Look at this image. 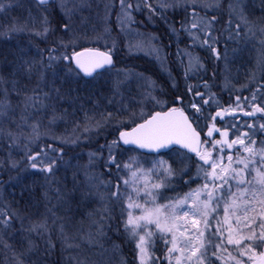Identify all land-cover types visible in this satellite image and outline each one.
Listing matches in <instances>:
<instances>
[{
  "label": "snow or ice",
  "instance_id": "6c2138e0",
  "mask_svg": "<svg viewBox=\"0 0 264 264\" xmlns=\"http://www.w3.org/2000/svg\"><path fill=\"white\" fill-rule=\"evenodd\" d=\"M84 2L32 0L35 15L29 8L26 16L0 23V40L12 41L20 36L29 37L30 44L33 38L46 44L51 40L46 49H38L39 59L28 58L29 49L20 48L14 59L6 62L11 67L0 66V146L7 143L9 149L8 158L0 160V168L43 174L47 201L45 214L30 220L27 226L17 210L0 204V264H38L33 259L39 249L36 238L44 240V251L50 254L56 247L53 233L69 253L68 264H90L86 254L81 258L83 247L100 244L101 239L108 238V232L132 246V264H264V79L250 98L236 96L227 107L219 106L214 93L205 98L204 92L196 90L198 86L189 84L186 92L200 101L193 99L185 107L184 97L177 96L173 106L166 108V102L154 94V80L132 69L116 68L113 52L117 41L110 22L118 3L116 27L127 40L129 54L147 47L161 60L160 50L151 46L150 40L136 39L141 34L131 28L136 22L133 13L147 9L149 18L162 16L168 10L187 13L181 24L190 39V45L183 50L187 80L190 74L206 71L192 48H206L215 60H227L228 41L252 45L258 52L257 65L264 72V17L253 19L245 0H112L104 4L103 15L98 14L100 29L94 25V35L87 36L70 23ZM261 2L264 4V0ZM12 7L13 0H0V15H8ZM57 13L62 18L59 28L53 22ZM225 16L223 27L217 29ZM221 37L225 42L223 54L219 48ZM83 40L103 41L106 50L85 47L77 51L76 46ZM109 41L111 47H107ZM60 71L90 78L115 72L117 78L108 104L119 106L114 111H85L82 122L74 121L70 135H50L51 128L65 122L69 115L67 109H60L63 96L56 87ZM250 79L255 80V73ZM133 80L138 84V95L129 92L126 99L122 89ZM172 86L176 87L175 82ZM203 86L210 89L207 80ZM211 103L217 104L219 110L204 116V106ZM149 105L161 110L146 111ZM238 113L252 118L251 122H235ZM202 117L210 123L204 137L197 130ZM226 117L233 120L217 126V121H225ZM109 126L116 127L118 136L89 151L87 162L76 168L72 180V193L80 192L82 199L96 200L100 207L89 213L87 232L81 227L70 235L67 217L58 215L69 193L60 187L57 175L62 167L70 165L64 159L65 148L57 145L74 146L89 141L92 133L99 134ZM42 137L53 143L33 150ZM125 145L150 152L177 146L173 151L180 166L174 167L176 161L162 157L118 158ZM13 149H22L20 160L12 158ZM189 154H194L195 160ZM98 161H102L103 172L96 171ZM193 164L195 175L191 174ZM185 176L183 183L189 190L167 196L166 190L175 191L174 180ZM193 183L197 185L194 188ZM16 220L21 222L19 229H15ZM17 233L20 240L13 244L10 239ZM157 244L164 245L159 256ZM120 249V244L112 243V259L116 264H128L125 259L117 260Z\"/></svg>",
  "mask_w": 264,
  "mask_h": 264
},
{
  "label": "trees",
  "instance_id": "16d2710c",
  "mask_svg": "<svg viewBox=\"0 0 264 264\" xmlns=\"http://www.w3.org/2000/svg\"><path fill=\"white\" fill-rule=\"evenodd\" d=\"M32 1V0H30ZM261 2V0H258ZM16 8V5L11 8V10H14ZM260 10L259 8H257ZM10 10V11H11ZM142 11V10H141ZM141 11L134 12L136 16L142 15ZM11 14L18 15L15 11L10 12L8 15H0V23L6 22L10 20ZM218 14V13H217ZM176 17V14H175ZM61 16L59 13L55 15L53 18L54 24L59 28V23L61 21ZM156 25L153 27H150V25H143L145 28L155 30L158 34V40L160 43L164 44L166 50H169L171 47L170 45L174 42V35L170 33L167 25L164 21V18H159L158 16H154ZM82 22H73L70 21L72 27L73 24L75 28H78V26L82 25L84 27V31H92L93 30V24H95L93 15L90 14H84V17L80 19ZM137 18H135V21ZM172 22L177 23L178 20L176 18L172 19ZM222 23V20H221ZM217 25V29H221L223 27L222 24ZM76 24V25H75ZM119 35V47L122 52L124 53V64L123 66L130 68L135 63H133L134 59H139V63H137L138 67H142L144 71L151 73L157 81L163 84V86H168L166 90L171 92V95L174 94H182L183 97H186V85H188L186 81V85L183 83H177L176 87H173L171 84H169L168 79H172L166 76L161 75L160 73L157 74L156 67L154 66L155 63L154 60H149L146 57L142 56H135L133 54H129L128 49L126 48V45L119 39L121 36L120 30L118 28ZM57 34L59 35L60 32L58 31ZM24 37V36H23ZM21 36L19 37L20 41ZM67 39V37H65ZM13 41H4L0 40V66H3L5 68H8L10 64L6 63L8 61H12L14 58L13 55V48L9 47V45ZM51 44V40L49 41ZM41 44V43H40ZM47 45L48 46H50ZM99 44H84L80 47L84 46H98ZM100 47V46H98ZM77 49V48H76ZM206 49H204L205 51ZM206 52V51H205ZM204 52V55H205ZM122 53V54H123ZM115 55V54H114ZM171 56V55H170ZM172 57V56H171ZM208 55L206 54V58ZM204 56V64L206 65V71H200L199 73H196V75H192L190 77V82L192 85L198 86L196 90L201 92H207L210 94L213 90L219 93L222 97V104L224 107H227L231 102H233V94L229 90L221 89V87H216L214 85L215 81H218V75L215 73L218 68L219 61L215 60L213 56H211L210 59H206ZM119 65V57L116 54L115 55V65ZM156 70V71H155ZM213 73L215 75L213 76ZM219 72V71H217ZM106 75V77L103 78V75ZM199 75L198 78H196ZM176 76L181 79L183 77L178 72L176 73ZM51 77V75H50ZM114 77L105 72L101 76H97L95 78H89L85 79L82 75L78 76L77 79H68L66 82L59 81V79H56V87H59L61 89V93L63 96V99L60 102V109L63 111L64 109H67L68 116L66 117L65 122H61L58 124V126H53L50 130V135H70L74 126V121H83L84 112L88 111L90 114H92L93 110L99 112V111H114L116 107H118V104H108V98L112 97V83L114 81ZM185 80V79H184ZM207 80L210 89H206L203 86V81ZM33 79V83H34ZM25 83H28L27 80H25ZM213 83V84H212ZM32 85L29 84V87ZM167 91V92H168ZM124 97L127 99L129 96V92L133 96H137V92L135 89L131 87H127L122 89ZM136 92V93H135ZM231 94L230 100L225 99V96H228V94ZM169 97L168 95H166ZM116 100H119V97L115 98ZM170 99V98H169ZM200 101V99H199ZM218 110V109H217ZM46 123V121H45ZM43 131V130H42ZM118 136V131L116 130L115 126H109L100 131L99 134L92 133L91 139L86 142H82L78 145H57L58 147H64L66 155L64 159L69 162V167L64 168L62 167L60 171L58 172V179L61 181L60 187L62 189H65L69 195L65 197L67 203H65L62 207H60L58 215L67 217V223H68V232L70 235H75L77 230L81 227L85 232L89 230V213L94 212L96 209L100 207V204L98 201L93 199H82L80 192L72 193L73 188V172L76 170L77 167L85 164L87 162V153L89 151H95L99 148L101 144H105L106 142H110L112 139H115ZM48 143H53L52 140H50L48 137H42L40 141L37 142L36 145H33V150H36L39 146L43 145L46 146ZM121 150H129L134 152H139L136 149L133 148H127L123 147ZM140 155L145 156L146 154L139 152ZM9 155V149L7 146V143H4L2 146H0V160H5L8 158ZM107 155V150H105V157ZM159 155H167L165 153H161ZM11 156L12 158L16 160H20L22 156V151H19L18 149L11 150ZM193 160H195V157H193ZM97 172H103L104 169L102 167V161L97 162L96 167ZM107 178V177H105ZM80 179H83V176H80ZM46 191V185L44 176L41 173L34 172L32 170L29 171H18L16 169H9L7 167L0 168V204L8 205L10 209L17 210L22 217L25 219L23 220V223L25 226L28 225L30 220H38L40 219L43 214L46 212L45 204L47 201L44 199V193ZM52 203H55V200L52 201ZM51 205H49L50 207ZM70 209V210H69ZM20 221L16 220L14 222L15 229L20 228ZM35 238V237H34ZM37 239V244L39 245V249L37 253L33 256L34 260L38 261V264H68L67 256L69 255L68 252H65L62 247L60 240L58 239V236L56 233H53L52 235V241L56 244V247L51 250V253L48 254L44 251V248L46 247L43 239ZM20 240V234L17 233L15 236H13L10 239V242L13 244H16ZM117 243L121 245V249L124 250V259L128 261V264H132L133 260V253L131 251L132 246L128 245L124 242V240L121 237H118L114 232H108V238H104L100 240V244L93 245V246H87L85 245L82 249V256L87 255L90 258V264H101V262H105V264H114V260L112 259L113 254L107 253L105 250H107L111 243ZM103 245L101 247L100 245ZM72 255H75V253H72Z\"/></svg>",
  "mask_w": 264,
  "mask_h": 264
},
{
  "label": "rangeland",
  "instance_id": "374dc122",
  "mask_svg": "<svg viewBox=\"0 0 264 264\" xmlns=\"http://www.w3.org/2000/svg\"><path fill=\"white\" fill-rule=\"evenodd\" d=\"M108 2H112V0H85L84 4L81 6L80 10H78L76 12V14L72 17L73 22H82L80 19L84 17V14H90L93 15L94 21H95V25L97 27V30L100 29L99 23H98V14L99 15H103L104 13V4ZM245 4H246V10L251 14L253 19H259L261 17H264V4H262V2H259L258 0H245ZM16 5V8L12 11H15L16 13H18V15H14L11 14L10 16V20L13 17H24L27 15V11L29 8H31L33 10V14L35 15V8L32 4V1L30 0H13V7ZM257 8H259L260 10H258ZM119 10V5L118 3L116 4V8L113 10V14L111 15L110 18V22L112 24L113 27V31H112V36L114 38H116L117 41V45H116V49L113 52L115 55L117 54L119 57V65H116V68L118 69H132L134 70L136 73H143L145 77H150L152 80H154L156 82V91H155V95L158 96L159 99H161L162 101L166 102L165 107H171L174 104V100L177 96H182V94L178 95H171V92L166 90V88L169 89V87L167 86H163V84L157 81V79L155 77L152 76V74L146 72L143 70L142 67H138L137 63H139V59H134L133 63H135V65H133L130 68H127L125 66H123L125 58H124V53L122 52V50L119 47V40H118V35H119V31L118 28L116 27V16H115V12ZM9 12V13H10ZM138 12V11H136ZM142 15H138L136 16L135 13H133V15L135 16V18H137L135 24L131 25V28L133 30H135L136 32L140 33L141 35L139 37H136V39H144L146 41L150 40L151 41V46L159 49V55L162 58L161 60H158L156 58V54L155 53H149L148 48H144L143 50H134L133 55L135 56H142V57H146L147 59H153L155 62V65H157L159 71L162 74H166L165 76L167 77L168 75L169 78L172 79H168L169 84L173 85V82H175V84L177 83H184L186 85V81L189 84L192 85V83L189 81L190 77L194 74H190L189 77L187 78V80L185 79L184 76V65L187 64V58L183 57V50L186 49L189 45H190V40L187 33L181 30V24L184 22L185 17L187 15V13H184L183 11L177 9L176 11H172V10H168L166 11L162 16H159V18H164L165 23L169 24L167 25V27L169 28V31L174 35L175 39H174V43L170 45V49L166 50L164 44L160 43L158 40V36H157V32L155 30L152 29H148L145 28L143 25H150V27H153L156 25L155 23V19L154 16L149 18V14L147 9H143L141 11ZM176 14V17H175ZM211 14V13H210ZM176 18L178 20V22L175 24L174 22H172V19ZM227 17H223L222 18V25H223V20L226 19ZM76 25V24H75ZM73 28L80 34L82 35H87V36H92L94 35L93 30L92 31H84V27L82 25L78 26V28H75L74 24H73ZM173 29H175V31H173ZM69 35H71V33H69ZM226 35V34H225ZM19 37H17L16 39L12 40L13 42L9 45V47L13 48V55L14 57L17 55L18 50L20 48H28L30 55L28 58H33L35 57L36 59H39V57L37 56V51L38 49H46L47 45L50 44V40L48 41V43H44L38 39H32L31 44L29 43V37L27 36H21L20 41L18 40ZM119 39L121 41H123V43L126 45L127 40L125 39V36L123 34H121V36L119 37ZM128 39H132V37H129ZM183 39V44L181 45L180 40ZM41 43V44H40ZM84 44H99L98 46L105 48L106 49V45L103 41L100 42H90L88 40H83L81 41L76 48H78V46L84 45ZM107 47H111V42L109 41ZM127 48V47H126ZM220 51L223 54L225 52V42H224V37H221V43L219 45ZM204 49L206 48H199V47H195L192 48L191 50L194 52V54L199 55V57L201 58V60L204 62V56L206 58V54L208 55V57L206 59H210L212 54L206 49L204 51ZM233 49H237V51H233ZM226 50H227V60L221 59L219 60V64L217 65L219 69H216L219 72H215L218 77V81L214 82V85H216V87H221V89L224 90H229L231 92V94H233V102H235V97L236 96H240L241 98L243 97H251V93L252 91H254L258 85L261 83L262 79H264V72H262L258 65H257V56H258V52L256 50L253 49L252 45H245L243 42L241 43H236L233 41H228L227 45H226ZM61 51H63L61 49ZM205 52V55H204ZM123 53V54H122ZM59 54V53H57ZM44 55H47V52H44ZM173 61L177 60L179 61L180 64H182V73H183V77H181V79H179L177 76H172V70L169 67L171 65V56ZM14 59V58H13ZM183 59V63H181V60ZM162 61H163V67H162ZM205 65V64H204ZM225 65H227V69L225 68ZM9 67H11V65H9ZM8 67V68H9ZM205 69H206V65H205ZM109 74H111L114 79H116V74L115 72H107ZM255 73V80L250 79V77L252 76V74ZM213 74V72H212ZM51 75V73H49V76ZM107 74L103 75V78L106 77ZM199 75L196 77L198 78ZM77 79L78 76L75 75H66L65 72L60 71L58 73L57 79H59V81H63L66 82L68 79ZM227 78L228 84L227 86H225V80ZM185 79V80H184ZM25 83V81H24ZM213 84V83H212ZM245 85H247V87H244ZM128 87H131L133 89H135V91L139 92V88H138V84L135 80H133L130 85ZM168 91V92H167ZM135 92V93H136ZM205 93V92H204ZM210 93H214L216 99L219 101V106H223L222 104V97L221 95H219L218 92H216L215 90H213ZM206 96L205 98H207L208 93H205ZM231 94L229 93L228 96H225V99H229L230 100V96ZM166 95H168L169 97H167ZM175 97V98H174ZM170 98V99H169ZM193 99H195L197 102H199V97H192L190 101H192ZM259 102V100L257 101ZM189 103V102H188ZM187 103V104H188ZM186 104V106H187ZM224 107V106H223ZM218 106L215 103H211L210 105H205L204 106V116H208L209 114L213 115L215 113V111H217ZM154 110H160L159 108H153L151 105H149L146 109V111H154ZM194 111V110H191ZM252 118H236L235 122L237 123H242L245 120H249L251 122ZM233 118H229L226 117L225 121H222V123L224 124L225 122L228 121H232ZM221 123V124H222ZM207 125V126H206ZM207 127L208 129V125L207 121L202 117L199 121H198V127ZM244 130V129H242ZM261 137H258V139H260ZM19 151H22V149H18ZM182 151V150H180ZM165 154L167 155H140L139 152H134L132 151H125V150H120V156L118 158L121 159H127L129 156H137L139 157L141 160H152L155 158H164L166 160L169 161H176V163L174 164V167H179V158L177 157L176 153L173 150H170L168 152H166ZM146 167L148 166L147 164L145 165ZM195 166L194 164L191 167V174L195 175ZM187 179V177H177L174 180V184H175V191H172L171 189L166 190L165 194L167 196H173L175 195L177 192L179 193H183V192H187L189 190V186L185 185L183 183V180ZM197 185L195 183L191 184V187H196ZM163 249H164V245L163 244H157L156 246V254L162 255L163 254ZM107 253L113 254L112 252V243L110 244L109 248L106 251ZM124 250L120 249V253L117 257V260L119 259H124V254H123ZM133 261V260H132ZM101 264H105V262H101ZM113 264V263H112ZM114 264H116V261H114ZM163 264V262H162ZM217 264H219V262H217Z\"/></svg>",
  "mask_w": 264,
  "mask_h": 264
},
{
  "label": "flooded vegetation",
  "instance_id": "af4514ba",
  "mask_svg": "<svg viewBox=\"0 0 264 264\" xmlns=\"http://www.w3.org/2000/svg\"><path fill=\"white\" fill-rule=\"evenodd\" d=\"M168 24V23H167ZM176 24V23H175ZM169 25V24H168ZM169 29V28H168ZM171 33V32H170ZM172 34V33H171ZM174 39H175V37H174ZM188 40H190V39H188ZM180 42H181V45L183 44V39H181L180 40ZM174 43V42H173ZM150 60H153V59H150ZM154 63L156 62V61H153ZM114 63H115V55H114ZM155 67H156V70L158 71L157 72V74L158 73H160L161 75H163V76H165L166 74H162L160 71H159V69H158V67H157V65H154ZM170 68H171V70H172V73H173V75L172 76H176V73L178 72L179 74H181L182 76H183V73H182V64H180L179 63V61H177V60H175V61H173V59H172V57H171V65L169 66ZM155 70V71H156ZM151 74V73H150ZM82 75V74H81ZM196 75V74H195ZM83 76V75H82ZM153 76V75H152ZM170 75H168L167 77H169ZM84 77V76H83ZM154 77V76H153ZM186 87H187V85H186ZM175 95V94H174ZM186 97H184V103H183V106H185L186 107V104L188 103V102H190V100H191V98L193 97L191 94H188L187 93V95H185ZM175 98V97H174ZM173 102H175V100L173 101ZM186 110L187 111H189V112H191V109H187L186 108ZM219 110V109H218ZM215 114V113H214ZM213 114V115H214ZM259 115V114H258ZM240 117H242V118H247V117H244L242 114H240V113H238L237 114V117L236 118H240ZM229 118H232V117H229ZM222 121H217V126H221L222 124ZM207 124L208 125H210V123L207 121ZM199 129H200V131H201V133H202V136L204 137V133H206L207 132V127H204V128H202V127H198ZM214 138H218V134H214ZM192 157H195L194 156V154H190Z\"/></svg>",
  "mask_w": 264,
  "mask_h": 264
},
{
  "label": "water",
  "instance_id": "95a60500",
  "mask_svg": "<svg viewBox=\"0 0 264 264\" xmlns=\"http://www.w3.org/2000/svg\"><path fill=\"white\" fill-rule=\"evenodd\" d=\"M83 48H85V47H83ZM83 48H80V49H78L77 51H80V50H82ZM92 48H97V47H92ZM101 51H104V50H106V49H102V48H99ZM113 60H114V55H113ZM86 78H90V77H86ZM158 111V110H157ZM198 131H200L199 129H197ZM201 136H202V133H201ZM126 147H135V148H137L136 146H134V145H125ZM173 147H177V146H173ZM172 147V148H173ZM137 149H139V148H137ZM169 149H171V148H168V149H161L160 150V152H163V151H167V150H169ZM139 150H141V151H143V152H147V153H159V152H150L149 150H147V149H139Z\"/></svg>",
  "mask_w": 264,
  "mask_h": 264
}]
</instances>
